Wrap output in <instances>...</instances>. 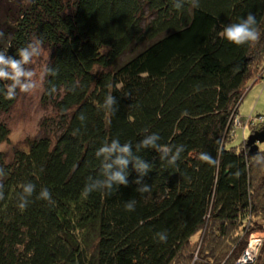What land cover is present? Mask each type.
Instances as JSON below:
<instances>
[{
	"label": "trees",
	"instance_id": "trees-1",
	"mask_svg": "<svg viewBox=\"0 0 264 264\" xmlns=\"http://www.w3.org/2000/svg\"><path fill=\"white\" fill-rule=\"evenodd\" d=\"M196 2L0 0V51L19 58L17 49L40 40L56 71L44 77L42 103L54 112L42 120L44 135L11 159L0 151V264H264V244L254 261L242 260L252 234L264 232V150L250 156L248 138L227 146L249 81L263 76L264 0ZM249 12L258 42L219 36ZM10 83L0 80V143L19 95L5 98ZM109 94L115 112L97 107ZM249 120L264 128L263 117ZM148 133L184 146L174 166L153 149L135 153L151 166L142 178L150 192L137 191L130 161L127 186L82 193L99 177L97 148L119 139L135 152ZM201 152L218 163L201 162ZM28 182L36 191L21 210ZM43 187L54 204L36 199ZM158 232L166 243L153 238Z\"/></svg>",
	"mask_w": 264,
	"mask_h": 264
},
{
	"label": "clouds",
	"instance_id": "clouds-1",
	"mask_svg": "<svg viewBox=\"0 0 264 264\" xmlns=\"http://www.w3.org/2000/svg\"><path fill=\"white\" fill-rule=\"evenodd\" d=\"M192 2L193 6L199 7L196 0H192ZM174 6L179 9L182 7V4L175 3ZM261 34L257 26L256 16L251 12L238 22L223 26L222 30L219 32V36L222 39L237 46L255 44L260 40ZM3 36L4 33L0 31V37ZM41 52L42 41L40 40H34L29 42L25 47L17 49L16 54L19 58L7 55V51H0V80L11 82L8 84L6 92H4L6 99H14L17 88L22 93H32L37 89L38 81L36 79V73L25 66L31 64L34 58L41 55ZM44 73L45 75H56V71L48 67L44 69ZM55 90V87H53L51 92L54 93ZM116 104V98L109 94L105 97L103 103L97 105V107L105 112H115L116 109L114 106ZM78 118L81 121L85 119L83 114ZM145 132L147 133V129ZM160 139L161 137L158 133L145 134L143 138L135 144V152L133 151V144L131 142L121 144L119 139L106 140L95 151V156L101 161L99 177H90L85 183L82 193L87 196L94 192H110L114 186H127L129 184L127 177L129 176L128 165L130 161L132 162V167L139 173V176L134 181L139 186L137 191L141 194L150 192V185L144 183L142 178L146 175L147 171L151 170V166L135 153L142 149H153L159 153V158L161 160L166 161L170 166H174L180 159L181 153L184 151L183 145H161L158 143ZM197 158L201 162L213 166L218 163L211 155L204 152L199 153ZM3 174V169H0V175ZM20 189L24 195L18 196V207L24 210L28 206L29 198L32 197L33 193L36 191V186L28 182L21 184ZM4 196L3 184H0V200H3ZM36 199L46 201L49 204L55 203L51 192L46 187L41 188L36 195ZM135 205L136 201L130 200L125 203L124 208L128 212H132L135 211ZM153 238L158 240V242L166 243L167 233H155Z\"/></svg>",
	"mask_w": 264,
	"mask_h": 264
},
{
	"label": "rangeland",
	"instance_id": "rangeland-1",
	"mask_svg": "<svg viewBox=\"0 0 264 264\" xmlns=\"http://www.w3.org/2000/svg\"><path fill=\"white\" fill-rule=\"evenodd\" d=\"M49 60L50 50L42 48L41 55L34 58L31 64L26 65V68L36 73L38 87L32 93H22L19 91L14 107L3 117L9 127L10 135L9 139L0 143V151L4 152L8 156V159L13 157L17 148L27 147L29 139L31 140L43 136L44 133L41 127L42 120L47 116L54 115L51 106H45L42 103L45 77L44 69ZM262 117L264 118V72L262 78L257 81H255V79L249 81L245 97L239 107L238 122L234 134L231 140L227 142V146H237L240 148L246 138H249L252 129L257 131L262 125V123L256 125L250 123V125H247V121L250 118L257 120ZM239 121L241 122L239 123ZM259 148L264 150V142L259 143ZM253 235L257 236L256 238L254 237L250 243V252L247 255L249 261L255 260L264 244L263 231H256L252 236Z\"/></svg>",
	"mask_w": 264,
	"mask_h": 264
},
{
	"label": "water",
	"instance_id": "water-1",
	"mask_svg": "<svg viewBox=\"0 0 264 264\" xmlns=\"http://www.w3.org/2000/svg\"><path fill=\"white\" fill-rule=\"evenodd\" d=\"M259 142H264V128L262 130L255 131L249 136L246 145L249 147L250 156H253L258 150Z\"/></svg>",
	"mask_w": 264,
	"mask_h": 264
},
{
	"label": "built area",
	"instance_id": "built-area-1",
	"mask_svg": "<svg viewBox=\"0 0 264 264\" xmlns=\"http://www.w3.org/2000/svg\"><path fill=\"white\" fill-rule=\"evenodd\" d=\"M256 236L257 235H253L252 236V239L255 237L256 238ZM251 239V240H252ZM250 243H251V241H250ZM249 248H250V246H249ZM248 248V250H246V252L244 253V255H243V257H242V260L244 261V262H250L248 259H247V255L249 254V252H250V249Z\"/></svg>",
	"mask_w": 264,
	"mask_h": 264
}]
</instances>
